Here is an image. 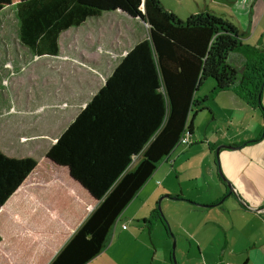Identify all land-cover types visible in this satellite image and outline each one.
I'll return each mask as SVG.
<instances>
[{
    "label": "trees",
    "instance_id": "16d2710c",
    "mask_svg": "<svg viewBox=\"0 0 264 264\" xmlns=\"http://www.w3.org/2000/svg\"><path fill=\"white\" fill-rule=\"evenodd\" d=\"M8 8L34 57L57 56L60 34L105 12L149 28L41 162L0 152V264H88L102 254L125 209L218 94L233 92L264 119V51L243 44L227 20L208 12L180 20L160 0H0V13ZM208 79L214 87L198 99Z\"/></svg>",
    "mask_w": 264,
    "mask_h": 264
},
{
    "label": "crops",
    "instance_id": "0c3cea01",
    "mask_svg": "<svg viewBox=\"0 0 264 264\" xmlns=\"http://www.w3.org/2000/svg\"><path fill=\"white\" fill-rule=\"evenodd\" d=\"M160 1L162 4V0ZM191 1L196 5V13H210L217 9V17L227 20L238 29L243 44L264 51V0H210L212 6L207 5V0L199 3L197 0ZM162 5L174 13L169 7ZM142 25L146 24L139 19L126 17L119 11L105 12L87 19L80 27L70 28L60 34L57 56H33L37 60L50 58L52 63L55 62L60 83H57L58 89L56 87L52 93L43 95V103L40 104L43 106L42 111L36 101L39 96H35L36 99L32 96L25 109H20L16 114H0V133H4L0 134V139L6 140L7 147L11 149L17 145L21 149L36 150L17 159L31 158L37 161L34 152L43 151L45 155L56 144L126 55L137 44L147 40L148 36L143 34ZM80 30L82 32H77ZM23 51L29 53L27 49ZM41 93H45V90ZM220 94L224 100H218L221 104L219 115L223 116L220 121L222 126L216 124L219 115L217 117L208 111L215 121V124L209 126L210 135L206 134L204 141L197 143H190L189 139L185 145L188 147L186 150L177 153L175 150L172 156L162 162H169L173 158L177 161L184 153H191L194 157L200 154L210 180H187L186 184L189 183L192 187H189L186 195L180 180H175V185L162 180L161 183L158 182L157 188H147L153 181L148 180L133 199L136 201L146 191L145 200L133 213L130 221L133 223L142 218L139 213L144 207H149L157 196L164 194L163 200L183 203L178 204L180 210L190 219L182 229L174 233L176 256L178 258L179 254L182 255L179 264H264V131L261 130L264 119L259 110L248 106L233 92ZM260 99L264 108V87ZM49 118L54 119V125L46 124L50 123ZM38 137L43 139L41 144L32 142ZM224 146L237 149L227 150ZM3 147L5 145L0 141V152L7 154L3 153ZM217 148H220L218 155L227 180H214L211 163ZM174 161L171 168L175 166ZM225 181L231 184L233 193L229 192ZM132 205L130 203L121 216ZM142 220L144 223L148 221ZM116 227L117 222L113 233ZM120 229L117 241H114L112 234L113 239L111 238L105 254L111 248L115 253L130 251V239L133 238V244L140 236L137 234L140 229L133 228L130 231L124 224H121ZM121 234L124 241H119ZM99 260L97 257L88 264H99Z\"/></svg>",
    "mask_w": 264,
    "mask_h": 264
},
{
    "label": "rangeland",
    "instance_id": "374dc122",
    "mask_svg": "<svg viewBox=\"0 0 264 264\" xmlns=\"http://www.w3.org/2000/svg\"><path fill=\"white\" fill-rule=\"evenodd\" d=\"M200 1L201 0H197L198 3ZM162 4L169 7L175 13L173 14L180 20H186L191 14H196V5L191 0H162ZM207 5L212 6L210 0H207ZM217 11V9L211 10L210 14L217 16ZM112 23L115 24L114 22ZM116 26L119 27L118 24ZM141 27L143 34L148 36V26L142 25ZM18 30L19 23L15 8L3 10L0 13V114L5 112H7L8 115L16 114L20 109H25L26 106L29 105L26 103L29 102L32 96L34 98L35 96H39L38 99H35L39 105L38 108L40 107L39 110L42 111L41 108H43V106H40V104L43 103L42 98L47 96V92L52 93V90H55L56 87L58 89L57 83H60V76L57 72L55 62L52 63L50 58L37 60L31 54L23 51L24 48H22L19 43ZM77 32L80 33L82 30ZM213 87L214 81L211 79L206 80L197 91L196 97L198 99L208 97ZM43 90H45L46 94L41 93ZM221 98L223 97L220 94L214 99L207 101L205 103L206 109L200 111L195 116L193 119L194 134L189 138L190 143H197V141L202 142L206 134L207 136L210 135L211 128L209 126L215 124V121L212 120L213 116L208 111L213 112L218 117L221 112V104H219L218 100L224 102ZM44 110L47 109L45 108ZM47 112L50 113V111H45V113ZM222 118L223 116L219 115V120L216 123L218 126H222V122H220ZM56 119L57 118H55V120ZM49 120L50 123L46 124L54 125L52 122L54 119L49 118ZM261 130L262 132L264 131V126H262ZM53 131H55V127ZM0 134L2 135L4 133L2 132ZM42 140V138L38 137L32 142H40L41 144ZM0 141L5 145L2 150L4 151L3 153L7 154L4 155H8L7 157L9 158L17 159L18 157H24L30 152L32 154L33 151H36L32 150V148L31 150H26L25 148L21 149L17 145L9 149L7 147V142H5L6 140L0 139ZM187 148L188 147L185 145H180L175 152L177 153ZM41 152H34L37 162H41L45 156L43 151ZM214 155V160H212L211 163V166L214 168V180H219V170L220 174H222L220 175L222 180H227L223 173L220 156L218 155L217 158L216 154ZM202 159L203 157L200 154L194 157L191 153H184L177 161L173 158L169 160V162L162 163L157 170L158 172L150 178V180L153 181L147 188H157L158 182L161 183L162 180H168L167 182L169 185H175V180H180L179 183L181 184L184 195H186L189 192V187H192L188 185L189 183L186 184L187 180H210L208 169L206 168L204 160L202 162ZM173 161L175 166L171 168ZM203 175L204 177L202 178L201 176ZM145 192L146 191L140 195L139 199H135L136 201L133 200L131 202L133 205L128 209L126 214L121 216L117 221L116 231L113 233L114 241H117L121 230L120 226L124 224L130 231L133 228H135V230L140 229V233H137L138 235L140 234L138 240L132 244L131 240H133V238L130 239V251L121 250L115 253L116 251L111 248L109 253L105 254L104 252L107 250L106 249L98 256L100 258L99 264H179V259H181L182 255L179 254L178 258L176 256L177 244L174 233L182 229L181 227H184L190 221V219H187L186 213L181 211V207L178 205L183 203L169 201L168 199L163 200L162 197L164 194H162L161 196H157L149 207H144L139 213V217L142 218H137V221L134 220L135 222L131 223L130 219L133 217V213L140 208L142 202L145 200ZM156 209L160 212V220L151 219V214ZM142 219H148L150 224L144 223ZM179 236L184 238L183 235ZM120 240H122V234L119 241ZM124 240L125 238L122 241ZM180 249L181 247L179 245V252Z\"/></svg>",
    "mask_w": 264,
    "mask_h": 264
},
{
    "label": "water",
    "instance_id": "95a60500",
    "mask_svg": "<svg viewBox=\"0 0 264 264\" xmlns=\"http://www.w3.org/2000/svg\"><path fill=\"white\" fill-rule=\"evenodd\" d=\"M143 22V21H142ZM144 23V22H143ZM223 148H226L227 150H236L237 148H234V147H227V146H224ZM219 149L220 148H217L216 149V157L218 158V152H219ZM220 169V168H219ZM219 174H220V170H219ZM222 175V174H220ZM223 177V176H222ZM226 182V181H225ZM226 185H227V189L229 190L230 193H233V187L231 186V184L229 182H226ZM174 263H175V258H174ZM176 264V263H175Z\"/></svg>",
    "mask_w": 264,
    "mask_h": 264
},
{
    "label": "built area",
    "instance_id": "2783aa9c",
    "mask_svg": "<svg viewBox=\"0 0 264 264\" xmlns=\"http://www.w3.org/2000/svg\"><path fill=\"white\" fill-rule=\"evenodd\" d=\"M189 142V137L187 135H185L181 141H180V145H187Z\"/></svg>",
    "mask_w": 264,
    "mask_h": 264
}]
</instances>
